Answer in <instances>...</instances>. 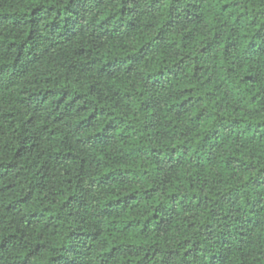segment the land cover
I'll return each instance as SVG.
<instances>
[{"label": "trees", "instance_id": "trees-1", "mask_svg": "<svg viewBox=\"0 0 264 264\" xmlns=\"http://www.w3.org/2000/svg\"><path fill=\"white\" fill-rule=\"evenodd\" d=\"M0 264H264V0H0Z\"/></svg>", "mask_w": 264, "mask_h": 264}]
</instances>
